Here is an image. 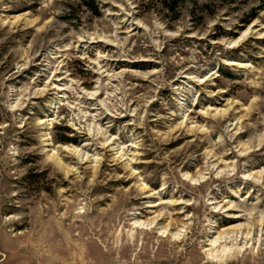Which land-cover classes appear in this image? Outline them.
<instances>
[{"label": "rangeland", "instance_id": "1", "mask_svg": "<svg viewBox=\"0 0 264 264\" xmlns=\"http://www.w3.org/2000/svg\"><path fill=\"white\" fill-rule=\"evenodd\" d=\"M153 263L264 264V0H0V264Z\"/></svg>", "mask_w": 264, "mask_h": 264}, {"label": "bare ground", "instance_id": "2", "mask_svg": "<svg viewBox=\"0 0 264 264\" xmlns=\"http://www.w3.org/2000/svg\"><path fill=\"white\" fill-rule=\"evenodd\" d=\"M235 220H241L242 219V216H240V215H235L234 217H233ZM11 221V220H10ZM6 225H8V224H6ZM4 227V226H3ZM147 229V228H146ZM213 244V246H215L217 243H212Z\"/></svg>", "mask_w": 264, "mask_h": 264}, {"label": "water", "instance_id": "3", "mask_svg": "<svg viewBox=\"0 0 264 264\" xmlns=\"http://www.w3.org/2000/svg\"><path fill=\"white\" fill-rule=\"evenodd\" d=\"M153 264H155V263H153Z\"/></svg>", "mask_w": 264, "mask_h": 264}]
</instances>
